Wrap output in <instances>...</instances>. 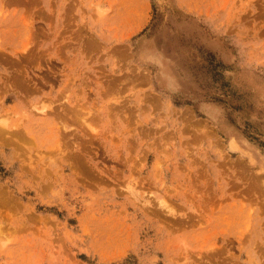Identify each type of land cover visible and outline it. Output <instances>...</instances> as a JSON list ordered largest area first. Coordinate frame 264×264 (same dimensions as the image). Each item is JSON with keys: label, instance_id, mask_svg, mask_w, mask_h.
Returning <instances> with one entry per match:
<instances>
[{"label": "rangeland", "instance_id": "rangeland-1", "mask_svg": "<svg viewBox=\"0 0 264 264\" xmlns=\"http://www.w3.org/2000/svg\"><path fill=\"white\" fill-rule=\"evenodd\" d=\"M0 166V264H264V0H0Z\"/></svg>", "mask_w": 264, "mask_h": 264}, {"label": "trees", "instance_id": "trees-1", "mask_svg": "<svg viewBox=\"0 0 264 264\" xmlns=\"http://www.w3.org/2000/svg\"><path fill=\"white\" fill-rule=\"evenodd\" d=\"M4 170L1 166H0V171Z\"/></svg>", "mask_w": 264, "mask_h": 264}, {"label": "bare ground", "instance_id": "bare-ground-1", "mask_svg": "<svg viewBox=\"0 0 264 264\" xmlns=\"http://www.w3.org/2000/svg\"><path fill=\"white\" fill-rule=\"evenodd\" d=\"M243 148V147H242Z\"/></svg>", "mask_w": 264, "mask_h": 264}]
</instances>
